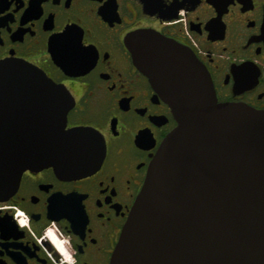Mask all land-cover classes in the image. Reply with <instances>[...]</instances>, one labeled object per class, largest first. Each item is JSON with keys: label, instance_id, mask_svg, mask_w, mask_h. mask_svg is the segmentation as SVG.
<instances>
[{"label": "flooded vegetation", "instance_id": "1", "mask_svg": "<svg viewBox=\"0 0 264 264\" xmlns=\"http://www.w3.org/2000/svg\"><path fill=\"white\" fill-rule=\"evenodd\" d=\"M264 0H0V60L46 72L73 102L67 126L105 138L80 177L27 169L0 201V264H110L172 108L136 65L131 39L160 33L207 67L219 101L264 109ZM55 235V236H54Z\"/></svg>", "mask_w": 264, "mask_h": 264}, {"label": "water", "instance_id": "2", "mask_svg": "<svg viewBox=\"0 0 264 264\" xmlns=\"http://www.w3.org/2000/svg\"><path fill=\"white\" fill-rule=\"evenodd\" d=\"M131 49L177 125L150 162L110 264H264V109L219 101L207 67L160 33L141 31ZM72 102L38 66L0 60V201L27 169L80 177L101 165L104 135L67 126Z\"/></svg>", "mask_w": 264, "mask_h": 264}, {"label": "bare ground", "instance_id": "3", "mask_svg": "<svg viewBox=\"0 0 264 264\" xmlns=\"http://www.w3.org/2000/svg\"><path fill=\"white\" fill-rule=\"evenodd\" d=\"M55 236V235H54Z\"/></svg>", "mask_w": 264, "mask_h": 264}]
</instances>
